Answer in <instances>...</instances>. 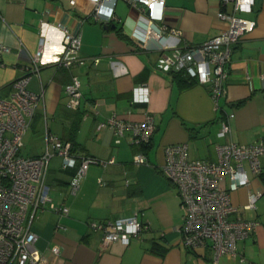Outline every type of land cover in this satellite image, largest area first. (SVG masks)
Here are the masks:
<instances>
[{
	"label": "crops",
	"instance_id": "crops-1",
	"mask_svg": "<svg viewBox=\"0 0 264 264\" xmlns=\"http://www.w3.org/2000/svg\"><path fill=\"white\" fill-rule=\"evenodd\" d=\"M92 6L90 0H77L73 6L68 0H0V43L8 48L0 53V96L7 97L11 82L24 75L30 76L29 89L43 90L23 135L32 131L42 138L41 152L31 156L44 152L46 134L51 133L70 139L77 156L114 160L105 166L90 164L79 189L71 193L74 168L63 167L58 154L50 157L45 176L50 201L66 206L68 214L61 215L49 205L36 211L31 225L37 235L36 248L48 264H264V171L249 173V184L237 189L230 190L224 181L237 206L236 216L256 219L259 224L237 241L235 256L216 258L208 245L192 249L179 244L183 210L173 183L162 172L167 144L185 142L190 157L216 161V144L264 141V0H255L250 12L240 13L256 23L232 46L225 95L218 109L208 84L183 72L159 68L161 55H170V50L160 51L155 42L149 48L137 45L132 34L144 28V6L116 0L117 20L108 27L89 16ZM220 10L231 12L232 3L164 0L157 25L179 30L183 44L197 45L227 27L217 16ZM59 25L80 33L77 66L56 64L63 47ZM38 50L39 69L33 72L31 57ZM72 74L80 82L81 100L76 109L67 106L64 90ZM138 85L148 87L147 102L132 101V89ZM229 111L234 112L230 133L219 135L220 123ZM146 113L154 117L156 129L145 146L134 145L128 129L120 136L112 127L101 125L113 115L135 122ZM139 150L146 156L145 163L134 161ZM258 190L262 194L254 208H245L248 195ZM133 213L144 227L127 243H105L101 233L88 225L91 220ZM152 242L159 247L151 250ZM53 246L59 248L58 254L52 253Z\"/></svg>",
	"mask_w": 264,
	"mask_h": 264
},
{
	"label": "built area",
	"instance_id": "built-area-1",
	"mask_svg": "<svg viewBox=\"0 0 264 264\" xmlns=\"http://www.w3.org/2000/svg\"><path fill=\"white\" fill-rule=\"evenodd\" d=\"M77 0H68L71 6ZM92 9L89 16L94 20L109 23L117 20L114 11L116 0H90ZM131 5H142L143 30L132 34L138 46L149 48L155 42L163 53L159 68L164 72H183L200 84L210 86V97L215 108H220L219 100L225 95V82L232 46L242 36L251 31L255 20L240 15L250 12L255 0H220L221 6L232 3V11L220 10L217 16L227 22V27L201 44H183L180 32L168 29L164 24L157 25L162 19L164 0H126ZM63 32V47L56 64L70 68L77 66L81 36L77 31L59 25ZM0 43V53L7 51ZM40 50L31 57L30 69L37 72ZM29 75L21 76L10 84L7 97L0 96V264H48L46 257L36 248V233L31 225L36 211L46 205L61 215L68 214L66 206H58L50 201L49 187L45 182L48 161L54 154L62 157V166L74 168L69 187L75 193L80 179L85 176L92 163L105 166L113 158L100 159L90 155L77 156L71 144L54 134H46V149L37 156L20 153L23 135L36 111L43 90L39 92L28 88ZM80 82L72 74L64 90L68 95L67 106L78 108L81 100ZM149 89L138 85L132 89L133 102H147ZM234 112L229 111L220 123L219 135H229ZM110 126L116 134L123 135L128 129L136 146H145L153 138L156 124L154 117L146 113L141 121H123L116 116L101 123ZM117 138L115 142H119ZM216 161H207L189 156L188 144L171 143L164 147L163 174L173 183L180 206L183 210L179 226V244L188 248L210 246L215 258L221 254L236 255V243L256 230V219H243L236 216L237 206L232 202L229 189H237L249 184V173L258 175L264 171V141L246 144L227 140L215 145ZM136 163H145L146 156L139 150L134 154ZM262 190L251 192L244 205L254 208L255 200ZM90 228L101 233L105 243L120 240L127 243L131 236H139L144 225L137 213L112 220H91ZM52 253L58 254L59 248L53 246ZM243 260V257H241Z\"/></svg>",
	"mask_w": 264,
	"mask_h": 264
},
{
	"label": "rangeland",
	"instance_id": "rangeland-1",
	"mask_svg": "<svg viewBox=\"0 0 264 264\" xmlns=\"http://www.w3.org/2000/svg\"><path fill=\"white\" fill-rule=\"evenodd\" d=\"M41 149L42 138H39L37 134L29 131L23 138V146L21 147L20 153L22 155L31 156L35 155L36 153H40Z\"/></svg>",
	"mask_w": 264,
	"mask_h": 264
},
{
	"label": "trees",
	"instance_id": "trees-1",
	"mask_svg": "<svg viewBox=\"0 0 264 264\" xmlns=\"http://www.w3.org/2000/svg\"><path fill=\"white\" fill-rule=\"evenodd\" d=\"M10 86V85H9ZM61 139V138H60ZM61 140H63V139H61ZM63 141H68V142H70V144H71V149H73V143H72V141H70V139L69 140H63ZM73 152V151H72ZM74 153V152H73ZM159 247V243L158 242H152L151 243V246H150V249L151 250H155V249H157ZM160 250H162L163 251V249L161 248ZM161 251V252H162Z\"/></svg>",
	"mask_w": 264,
	"mask_h": 264
},
{
	"label": "water",
	"instance_id": "water-1",
	"mask_svg": "<svg viewBox=\"0 0 264 264\" xmlns=\"http://www.w3.org/2000/svg\"><path fill=\"white\" fill-rule=\"evenodd\" d=\"M105 26L108 27L109 26L108 23H106ZM112 26L114 27V24Z\"/></svg>",
	"mask_w": 264,
	"mask_h": 264
}]
</instances>
